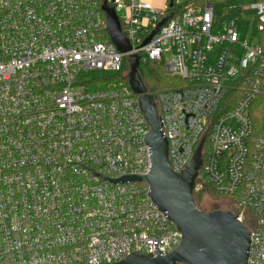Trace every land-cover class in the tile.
Instances as JSON below:
<instances>
[{"label":"built area","instance_id":"1","mask_svg":"<svg viewBox=\"0 0 264 264\" xmlns=\"http://www.w3.org/2000/svg\"><path fill=\"white\" fill-rule=\"evenodd\" d=\"M104 3L129 52L112 42ZM103 4L0 0V264H117L179 246L147 184L114 183L151 168L150 126L127 82L137 56L139 70L162 64L181 82L148 90L172 169L184 171L206 136L195 190L229 203L251 232L247 264H264V114L258 134L252 118L264 110V52L249 31L264 29V1L229 6L224 19L209 3ZM123 70L127 83L101 88L85 75Z\"/></svg>","mask_w":264,"mask_h":264},{"label":"water","instance_id":"2","mask_svg":"<svg viewBox=\"0 0 264 264\" xmlns=\"http://www.w3.org/2000/svg\"><path fill=\"white\" fill-rule=\"evenodd\" d=\"M170 9L174 0H170ZM112 42L122 53L131 46L123 35L114 8L107 3L102 6ZM165 19L146 39L152 37L165 25ZM127 82L139 98L141 110L150 126L146 143L150 147L151 168L144 176H127L114 183L138 182L150 188V196L156 206L181 233V242L165 255L133 253L117 264H247L251 244L249 228L237 220L232 211L215 210L206 213L199 209L195 200V188L203 166L204 136L187 168L176 173L169 161V143L163 132L155 97L148 93L139 70V57L129 61Z\"/></svg>","mask_w":264,"mask_h":264},{"label":"trees","instance_id":"3","mask_svg":"<svg viewBox=\"0 0 264 264\" xmlns=\"http://www.w3.org/2000/svg\"><path fill=\"white\" fill-rule=\"evenodd\" d=\"M96 2H98L100 5L103 4V0H95ZM264 0H174V7L172 9V12H182L184 8L188 7V6H199V7H203L206 4H212L215 10V15L217 17V19H224L226 18V9L229 6L232 5H237V4H242L244 2H262ZM251 29V30H250ZM249 31H251L252 34L258 35V39L260 41V43H262V49L264 52V29L259 31L256 28H250ZM244 30V34L245 33H249L248 32V27L243 28ZM260 45V46H261ZM125 72L126 70H123V72L119 75H117L116 77H122L123 83H127L126 82V76H125ZM140 72L141 75L143 77L144 83L147 87V89L149 90V92H153L154 91V87L157 88H162V82L163 79H166V73H165V68L162 64H158V63H149L145 66H142L140 68ZM92 73H98V72H92ZM102 73V72H99ZM92 77V76H91ZM101 78H98L97 80H100ZM106 79V77H105ZM95 85H98L95 84ZM171 87V86H170ZM164 88V87H163ZM264 114V110L259 108V105H254V108L252 109V118L255 121L256 125V134L259 133V128L262 122V116ZM209 193L212 194L213 197L215 198H219V199H223L221 197H219L217 194L214 193V191L212 190V188H208ZM195 200L197 203V197L195 196ZM197 207L199 208L198 204ZM229 208V207H228ZM201 209V208H199ZM202 210V209H201ZM229 209H226L225 211H229ZM204 211V210H202ZM205 212V211H204Z\"/></svg>","mask_w":264,"mask_h":264},{"label":"rangeland","instance_id":"4","mask_svg":"<svg viewBox=\"0 0 264 264\" xmlns=\"http://www.w3.org/2000/svg\"><path fill=\"white\" fill-rule=\"evenodd\" d=\"M183 1V0H181ZM251 16H253V14H249ZM258 37V35H255ZM254 42H256V39L253 40ZM259 45H261L262 43H260L259 39H258ZM262 47V45H261ZM166 73V72H165ZM86 76H93L94 78H101L103 80H99L98 85L96 86L97 88H101V87H105L110 83H118L119 79L118 77H116V74H112V73H87L85 74ZM167 76V75H166ZM105 77L107 79H105ZM181 82L176 79V78H172L170 76H167L166 79H163L162 88H157L154 87V90H158V89H165V88H169L170 86H174V85H179ZM164 87V88H163ZM208 188H204L200 191L195 190V196L197 197V203L199 208H201L202 210H204L206 213L215 211V210H220V211H225L226 209H231L229 203L225 200V199H219V198H215L212 196V194L209 193ZM229 207V208H228Z\"/></svg>","mask_w":264,"mask_h":264}]
</instances>
